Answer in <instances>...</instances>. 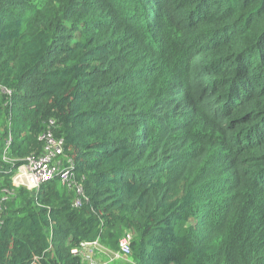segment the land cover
<instances>
[{"label":"trees","instance_id":"16d2710c","mask_svg":"<svg viewBox=\"0 0 264 264\" xmlns=\"http://www.w3.org/2000/svg\"><path fill=\"white\" fill-rule=\"evenodd\" d=\"M48 136L70 182L14 186ZM124 239L264 264V0H0V264Z\"/></svg>","mask_w":264,"mask_h":264},{"label":"built area","instance_id":"2783aa9c","mask_svg":"<svg viewBox=\"0 0 264 264\" xmlns=\"http://www.w3.org/2000/svg\"><path fill=\"white\" fill-rule=\"evenodd\" d=\"M61 156L62 142L55 141L50 136L46 137L44 152L38 157H30L26 159V162L23 166L19 167L12 179L14 186H23L29 191H35L39 189L42 184L51 180L55 175L60 176V182L62 185L69 183L71 172L70 169H65L63 167L64 163ZM22 177H25L30 188H27L26 185L16 181V178L21 179ZM95 245L99 247L97 242L91 244L92 247ZM128 252V241L124 239L120 242L119 253L121 256H126L128 255ZM72 253L77 254V251L73 250Z\"/></svg>","mask_w":264,"mask_h":264},{"label":"rangeland","instance_id":"374dc122","mask_svg":"<svg viewBox=\"0 0 264 264\" xmlns=\"http://www.w3.org/2000/svg\"><path fill=\"white\" fill-rule=\"evenodd\" d=\"M62 161L64 162L63 159H62ZM16 181L19 182V183H22V184L26 185L27 188H30V186H29V184L27 183L25 177H22L21 179L16 178ZM12 183H14V182H12ZM22 187H23V186H22ZM24 188H25V187H24ZM98 245H99V244H98ZM92 248H93V250H92L90 256L87 257V259L84 261L85 264H88V261H89V264H98V263H99V262H96V260H95V256H96V255H93V253H94V251H100V250H102V249H100V245H99V247H98L97 245H95V246H93ZM107 255H109V254H107ZM109 256H110V255H109ZM96 257H97V256H96ZM110 258H111L112 260H114V258H116L115 260L118 259V260L123 261V262H125V263H127V261H128L124 256H121L119 252L113 253V254L110 256ZM121 263H122V262H121ZM125 263H122V264H125ZM102 264H109V263H102Z\"/></svg>","mask_w":264,"mask_h":264},{"label":"crops","instance_id":"0c3cea01","mask_svg":"<svg viewBox=\"0 0 264 264\" xmlns=\"http://www.w3.org/2000/svg\"><path fill=\"white\" fill-rule=\"evenodd\" d=\"M100 249H102V250H100V251H94V253H93V255H96L97 256V257L95 256V260H96V262H99L98 264H102V263L122 264V263H125V262L120 261L118 259L115 260L116 258H114V260H112L110 258V256L113 254V252L108 251V250H105V249L101 248V246H100ZM107 254H109L110 256L107 255ZM125 264H131V263L129 261H127V263H125Z\"/></svg>","mask_w":264,"mask_h":264}]
</instances>
